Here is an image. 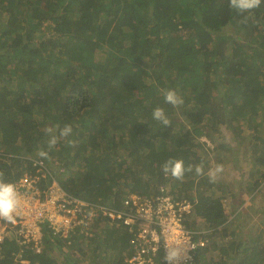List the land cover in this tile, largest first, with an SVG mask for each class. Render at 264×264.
Wrapping results in <instances>:
<instances>
[{
    "label": "trees",
    "instance_id": "trees-1",
    "mask_svg": "<svg viewBox=\"0 0 264 264\" xmlns=\"http://www.w3.org/2000/svg\"><path fill=\"white\" fill-rule=\"evenodd\" d=\"M167 89L183 98L181 106L164 102ZM158 106L169 127L152 118ZM57 124L73 133L48 149V129ZM221 128L245 146V194L259 195L264 4L238 13L229 0H0V172L7 182L32 173L33 159L56 163L69 172L59 179L67 194L116 212L132 195L151 198L164 187L190 203L186 227L208 231L196 264H264V218L262 230L238 240L228 232L218 183L194 167L182 179L162 171L171 158L186 168L203 164L206 173L209 151L199 140L212 141L216 156L230 151L214 141ZM197 178L205 181L195 188ZM133 236L120 220L98 214L69 238L43 227L39 252L4 239L0 264H125Z\"/></svg>",
    "mask_w": 264,
    "mask_h": 264
},
{
    "label": "built area",
    "instance_id": "built-area-1",
    "mask_svg": "<svg viewBox=\"0 0 264 264\" xmlns=\"http://www.w3.org/2000/svg\"><path fill=\"white\" fill-rule=\"evenodd\" d=\"M32 173H23L15 183L21 205L14 213V222L0 218V243L13 237L19 246L40 251L42 229L53 235L69 238L85 232L93 219L101 214L120 220L134 233L131 244L134 253L125 264H196V252L207 246L205 229L194 231L184 224L193 219L190 203L175 201L164 187L155 197L132 195L123 202L124 211H112L92 206L80 198L67 194L59 185L66 170L49 167L32 160ZM10 235V236H8ZM175 252L174 256H170Z\"/></svg>",
    "mask_w": 264,
    "mask_h": 264
},
{
    "label": "rangeland",
    "instance_id": "rangeland-1",
    "mask_svg": "<svg viewBox=\"0 0 264 264\" xmlns=\"http://www.w3.org/2000/svg\"><path fill=\"white\" fill-rule=\"evenodd\" d=\"M213 137L217 145L224 143L231 146L230 151L219 152V155L216 156L212 152L214 146L212 141L204 137L199 140V146L209 151V153L204 152L205 165L209 169L215 168L218 164L223 166V171L217 176L215 183H218V186L222 188L220 189L222 202L231 223L228 232L236 231L238 240H250L256 230H262V223L260 222L261 217L264 218V187L258 198L256 197L257 194L255 196H251L249 193L245 194L247 183L244 174L249 171L251 163L250 156L244 151L245 146L237 148L233 134L222 128ZM68 175L69 172L66 173L65 177ZM204 181L199 178L194 179L193 185L197 188L203 185ZM215 191L218 192L217 188Z\"/></svg>",
    "mask_w": 264,
    "mask_h": 264
},
{
    "label": "clouds",
    "instance_id": "clouds-1",
    "mask_svg": "<svg viewBox=\"0 0 264 264\" xmlns=\"http://www.w3.org/2000/svg\"><path fill=\"white\" fill-rule=\"evenodd\" d=\"M264 4V0H229V6L236 10L238 13L250 12L251 10L258 9ZM164 102L173 107H179L183 104V98L174 89H167L163 91ZM152 118L159 121L165 128L171 124L170 119L165 113V109L162 107H155L152 111ZM49 139L47 140V148L52 149L56 146L60 139H67L73 133L72 126L70 124H64L62 127L57 124L48 129ZM69 143L72 141L69 140ZM38 155L46 158L48 152L40 150ZM195 168L197 175H207L210 182H214L217 176L223 171L222 165H216L215 168H210L207 173L204 171L203 164L189 165L187 168L184 165V161L180 159H169L162 165V171L166 174H171L176 179H182L186 172H191ZM21 205L20 196L16 190L14 184L7 182L4 179V174L0 172V218L14 222V213H16ZM205 229L206 228H201ZM200 229V230H201ZM208 232V231H207ZM206 235V233H205ZM203 235V236H205ZM175 252L170 256H174Z\"/></svg>",
    "mask_w": 264,
    "mask_h": 264
},
{
    "label": "crops",
    "instance_id": "crops-1",
    "mask_svg": "<svg viewBox=\"0 0 264 264\" xmlns=\"http://www.w3.org/2000/svg\"><path fill=\"white\" fill-rule=\"evenodd\" d=\"M260 194V193H259ZM258 198V195L256 196Z\"/></svg>",
    "mask_w": 264,
    "mask_h": 264
},
{
    "label": "bare ground",
    "instance_id": "bare-ground-1",
    "mask_svg": "<svg viewBox=\"0 0 264 264\" xmlns=\"http://www.w3.org/2000/svg\"><path fill=\"white\" fill-rule=\"evenodd\" d=\"M86 200V199H85Z\"/></svg>",
    "mask_w": 264,
    "mask_h": 264
}]
</instances>
